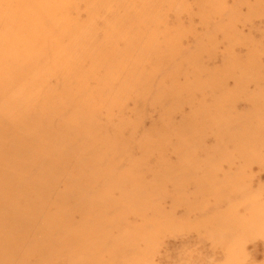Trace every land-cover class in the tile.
<instances>
[{"label":"rangeland","instance_id":"obj_1","mask_svg":"<svg viewBox=\"0 0 264 264\" xmlns=\"http://www.w3.org/2000/svg\"><path fill=\"white\" fill-rule=\"evenodd\" d=\"M263 214L264 0H0V264H264Z\"/></svg>","mask_w":264,"mask_h":264},{"label":"bare ground","instance_id":"obj_2","mask_svg":"<svg viewBox=\"0 0 264 264\" xmlns=\"http://www.w3.org/2000/svg\"><path fill=\"white\" fill-rule=\"evenodd\" d=\"M264 215V214H263ZM262 217V216H261Z\"/></svg>","mask_w":264,"mask_h":264}]
</instances>
